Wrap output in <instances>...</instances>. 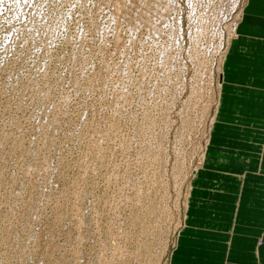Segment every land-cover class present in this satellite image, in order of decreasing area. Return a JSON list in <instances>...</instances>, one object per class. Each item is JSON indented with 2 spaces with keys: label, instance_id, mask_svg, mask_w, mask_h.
I'll return each mask as SVG.
<instances>
[{
  "label": "rangeland",
  "instance_id": "374dc122",
  "mask_svg": "<svg viewBox=\"0 0 264 264\" xmlns=\"http://www.w3.org/2000/svg\"><path fill=\"white\" fill-rule=\"evenodd\" d=\"M149 1L0 0V264H170L246 0Z\"/></svg>",
  "mask_w": 264,
  "mask_h": 264
},
{
  "label": "crops",
  "instance_id": "0c3cea01",
  "mask_svg": "<svg viewBox=\"0 0 264 264\" xmlns=\"http://www.w3.org/2000/svg\"><path fill=\"white\" fill-rule=\"evenodd\" d=\"M245 3L170 264H264V0Z\"/></svg>",
  "mask_w": 264,
  "mask_h": 264
},
{
  "label": "bare ground",
  "instance_id": "6f19581e",
  "mask_svg": "<svg viewBox=\"0 0 264 264\" xmlns=\"http://www.w3.org/2000/svg\"><path fill=\"white\" fill-rule=\"evenodd\" d=\"M123 1H124V0H123ZM126 1H127V0H126ZM148 2H149V3H152L153 5H156L157 8L159 7V5H158L159 3H158V2H157V3H158V4H157V3L153 2V1H149V0H147V3H148ZM115 3H116V2H115ZM127 4H128V2H127ZM141 4H142V3H141ZM114 5H115V4H114ZM114 5H113V6H114ZM116 5H117V4H116ZM116 5H115L114 7H116ZM145 5H146V4H145ZM153 5L151 6L152 10H151V8H150V10H148V11H149L148 13H150V11H151V13H153L154 11H156V10L153 11V9H154V8H153ZM165 6H166V5H165ZM165 6H163L162 9L165 8ZM118 7H120V6H117L116 8L119 9ZM133 7H134V6H133ZM139 8H140V7H139ZM144 8H145V7H144ZM140 9H141V8H140ZM140 9H139V10H140ZM166 9H167V6H166L165 10H166ZM142 10H143V9H142ZM115 11H117V10L115 9ZM120 11H121V10H120ZM137 11H138V10H137ZM137 11H136V12H137ZM163 12H164V11H163ZM159 13H160V12H159ZM166 13H167V12H166ZM115 14H116V12H115ZM143 14H145V13H143ZM167 14H168V13H167ZM134 15H135V14H134ZM134 15H133V16H134ZM141 15H142V13H141ZM146 15H147V14H146ZM148 15H149V14H148ZM148 15H147V16H148ZM135 16H136V15H135ZM137 16H138V15H137ZM157 16H159V15H157ZM160 16H161V15H160ZM139 17H140V16H139ZM142 17H143V16H142ZM148 17H149V16H148ZM153 17H154V16H153ZM161 17L163 18V16H161ZM161 17H160V18H161ZM116 18H117V17H116ZM118 18H119V17H118ZM140 18H141V17H140ZM140 18H139V19H140ZM144 18H145V17H144ZM144 18H141V19L143 20ZM151 18H152V17H151ZM155 18H156V17H155ZM146 20H148V18H147ZM146 20L144 19L143 21H144L145 23H147ZM158 20H159V19H158ZM155 21H157V20H155ZM134 22H135V20H134ZM137 22H138V21H137ZM144 22H143V23H144ZM141 23H142V21H141ZM148 23H149V21H148ZM150 23H151V22H150ZM150 23H149V24H150ZM50 24H51V23H50ZM116 24H117V23H116ZM146 25H147V24H146ZM152 25H153V23H152ZM153 26H155V25H153ZM236 26H237V25H235V27H234L233 29H235ZM147 27H149V26L147 25ZM150 28H152V27H151V24H150ZM153 28H154V27H153ZM155 28H156V27H155ZM147 29H148V28H147ZM148 30H149V29H148ZM151 31H152V30H151ZM118 32H119V31H118ZM154 33H155V32H154ZM174 34H175V33H174ZM150 37H151V36H150ZM156 38H158V37L156 36ZM164 49H165V48H164ZM89 51H90V50H89ZM114 51H115V50H114ZM224 59H225V58H224ZM134 67H135V66H134ZM141 76H142V75H141ZM141 76H140V77H141ZM219 80H220V79H219ZM219 83H220V82H219ZM217 85H220V84H217ZM108 87H109V86H108ZM113 87H114V86H113ZM220 89H221V87H220ZM120 90H121V89H120ZM123 93H124V92H123ZM119 98H120V97H119ZM140 98H141V97H140ZM140 98H139V99H140ZM68 100H69V99H68ZM150 107H151V106H150ZM200 122H201V121H200ZM214 122H215V121H214ZM214 122H213V123H214ZM218 123H219V122H218ZM212 127H213V125H212ZM180 129H181V128H180ZM211 130H212V128H211ZM211 133H212V131H211ZM47 134H48V133H47ZM175 134H176V133H175ZM90 136H91V135H90ZM158 137H159V136H158ZM120 138H121V137H120ZM18 140H19V139H18ZM93 141H94V139H93ZM101 141H102V140H101ZM166 141H167V140H166ZM40 144H41V143H40ZM51 144H52V143H51ZM97 144H98V143H97ZM207 144H208V143H207ZM86 146H87V145H86ZM37 148H38V147H37ZM155 151H156V150H155ZM39 152H40V151H39ZM156 152H158V151H156ZM161 154H162V153H161ZM205 155H206V153H205ZM205 155H204V158H203L204 160H205ZM162 156H163V155H162ZM34 159H35V158H34ZM102 159H103V158H102ZM162 160H163V159H162ZM99 161H100V160H99ZM101 161H102V160H101ZM164 162H166V161H164ZM199 163H200V162H199ZM203 163H204V162H203ZM115 167H116V166H115ZM202 168H203V164L200 165L199 167H197V171L195 172L196 174H195V176H193V178L191 179L190 186L188 187L189 189H188L187 194H186V196H185V197H186V198H185V202H186V205H185V206H186V208H185V213L187 212V209H188V207H189V203H190V202L188 201V199H189V196L191 195V192H192V190H193V188H192L193 181H194L195 177L197 176L198 172L200 171V169L202 170ZM206 168H207V167H206ZM57 171H58V170H57ZM35 174H36V173H35ZM57 177H58V176H57ZM115 177H116V175H115ZM178 177H179V176H178ZM10 179H11V178H10ZM41 179H42V178H41ZM109 179H110V178H109ZM114 179H115V178H114ZM8 180H9V179H8ZM8 180H7V181H8ZM181 180H182V179H181ZM181 180H179V182H180ZM127 181H128V180H127ZM16 182H17V181H16ZM76 185H77V184H76ZM44 186H45V185H44ZM33 187H34V186H33ZM75 187H76V186H75ZM35 188H36V187H35ZM83 188H84V187H83ZM134 188H135V187H134ZM76 189H77V188H76ZM12 190H13V189H12ZM84 190H85V189H84ZM65 191H66V190H65ZM76 191H78V190H76ZM74 192H75V191H74ZM63 193H64V192H63ZM1 194H2V193H1ZM74 194H75V193H74ZM76 194H77V193H76ZM80 194H81V193H80ZM82 195H83V194H82ZM7 196H9V195H7ZM73 196H74V195H73ZM79 196H81V195H79ZM130 196H131V195H130ZM83 197H84V196H81V198H83ZM76 198H77V196H76ZM78 198L80 199V197H78ZM78 198H77V199H78ZM133 198H134V197H133ZM119 199H120V198H119ZM81 201H82V200H81ZM152 202H154V200H153ZM152 202H151V204H152ZM7 203H8V202H7ZM38 203H39V202H38ZM110 203H111V202H110ZM175 203H176V202H175ZM91 204H92V203H91ZM154 204H155V203H154ZM154 204H152V206H153ZM158 205H159V204H158ZM162 205H163V204H162ZM28 206H29V205H28ZM150 206H151V205H150ZM163 206H164V205H163ZM176 206H177V205H176ZM157 207H158V206H157ZM165 208H166V207H165ZM156 209H157V208H156ZM160 209H161V208H160ZM12 210H13V209H12ZM28 210H29V209H28ZM158 210H159V209H158ZM33 211H34V210H33ZM151 211H152V210H151ZM154 211H155V210H154ZM154 211L151 212V214H152L153 216H155V215L157 214V213H156L157 211H155V212H154ZM8 212H9V211H8ZM78 212H79V211H78ZM144 212H145V211H144ZM148 213H149V212H148ZM148 213L146 212V214H148ZM153 213H154V214H153ZM75 214H76V213H75ZM138 214H139V213H138ZM138 214H137V215H138ZM143 214H144V213H143ZM151 214H150V216H151ZM159 214H161V213H159ZM163 214H164V213H163ZM5 215H6V214H5ZM76 215H77V214H76ZM166 215H167V214H166ZM168 215H169V214H168ZM138 216H139V215H138ZM153 216L150 217V221L153 220V219H152ZM156 216H157V215H156ZM161 216L163 217V215H161ZM11 217H12V216H11ZM29 217H30V216H29ZM158 217H159V216H158ZM164 217H165V216H164ZM167 217H168V216H167ZM167 217H166V218H167ZM134 218H135V217H134ZM141 218H142V217H141ZM28 219H29V218H28ZM77 219H78V218H77ZM137 219H138V218H137ZM144 219H145V218H144ZM157 219H158V218H157ZM160 219H161V218H160ZM163 219H164V218H162V220H163ZM4 220H5V219H4ZM78 220H79V219H78ZM145 220H146V219H145ZM158 220H159V219H158ZM165 220H166V219H165ZM165 220H163V221H165ZM168 220H170V216H169V218H167V221H168ZM24 221H25V220H24ZM80 221H81V220H80ZM80 221H78V223H79ZM121 221H122V220H121ZM142 221H143V220H142ZM155 221H156V219H155ZM167 221H165V222H167ZM95 222H96V221H95ZM137 222H138V221H137ZM137 222H136V223H137ZM139 222H140V221H139ZM139 222H138V223H139ZM165 222H164V223H165ZM184 222H186V216H185V221H184ZM29 223H30V222H29ZM121 223H122V222H121ZM136 223H135V224H136ZM149 223H150V222H149ZM151 223H152V221H151ZM140 224H141V223H140ZM152 224H154V223H152ZM79 225H80V224H79ZM84 225H85V224H84ZM117 225H118V224H117ZM28 226H29V225H28ZM135 226H136V225H135ZM138 226H139V225H138ZM149 226H150V225H149ZM152 226H153V225H152ZM152 226H151V228H152ZM185 226H186V223H184V226H183V227H185ZM70 227H71V226H70ZM112 227H113V226H112ZM146 227H147V226H146ZM166 227H167V225H166ZM166 227H165V228H166ZM134 228H135V227H134ZM148 228H149V227H148ZM6 229H7V228H6ZM136 229H137V228H136ZM1 230H2V229H1ZM73 230H74V229H73ZM78 230H79V229H78ZM85 230H86V229H85ZM117 230H118V229H117ZM117 230H116V231H117ZM144 230H145V229H144ZM147 230H148V229H147ZM149 230H150V229H149ZM164 230H165V229H164ZM118 231H120V230H118ZM118 231H117V232H118ZM140 231H142V229H141ZM145 231H146V230H145ZM151 231H152V229H151ZM160 231H161V230H160ZM160 231H159V232H160ZM162 231H163V230H162ZM16 232H17V231H16ZM84 232H85V231H84ZM149 232H150V231H149ZM165 232H166V231H165ZM165 232H164V233H165ZM169 232H170V231H169ZM2 233H3V232H2ZM21 233H22V232H21ZM111 233H112V232H111ZM113 233H116V232H113ZM118 233H119V232H118ZM132 233H133V232H132ZM141 233H142V232H141ZM145 233L149 234L148 231L145 232ZM150 233H151V232H150ZM161 233L164 235L163 232H161ZM116 234H117V233H116ZM165 234H166V233H165ZM181 234H182V232H180L179 236H181ZM124 235H125V234H124ZM117 236H119V238H120V237L122 238V232L119 233V235H117ZM146 236H147V235H146ZM115 237H116V236H115ZM156 237H157V235H156ZM162 237H163V236H162ZM119 238H118V239H119ZM157 238H158V237H157ZM159 238H160V236H159ZM154 239H155V238H154ZM161 239H162V238H161ZM179 239H180V238H179ZM179 239H178V240H179ZM158 240H159V239H158ZM160 241H161V240H160ZM160 241H158V244L161 243ZM162 242H163V240H162ZM122 243H123V242H122ZM156 243H157V242L155 241L154 244H156ZM103 244H104V243H103ZM133 244H135V243H133ZM136 244H138V243H136ZM136 244H135V245H136ZM113 245H114V244H113ZM118 245H119V244H118ZM139 245H141V243H140ZM156 245H157V244H156ZM160 245H162V243H161ZM114 246H115V245H114ZM154 246H155V245H154ZM137 247H142V246H137ZM157 247H158V245L156 246V248H157ZM36 248H37V247H36ZM120 248H121V246H120ZM142 248H143V247H142ZM144 248H145V247H144ZM144 248H143V249H144ZM158 248H159V247H158ZM158 248H157V249H158ZM28 249H29V248H28ZM140 249H141V248H140ZM141 250H142V249H141ZM159 250H160V249H159ZM123 251H124V250H123ZM134 251H135V250H134ZM137 251H139V249H138ZM80 252H81V251H80ZM126 252H127V251H126ZM154 252H156V250H153V251H152L153 254H154ZM158 252L160 253V251H158ZM158 252H157V253H158ZM31 253H32V252H31ZM123 253L125 254V252H123ZM123 253H122V255H123ZM138 253L140 254V252H138ZM152 253H151V258H154V256H153ZM159 253H158V254H159ZM77 254H78V253H77ZM100 254H101V253H100ZM120 254H121V252H120L119 248L117 247V249H115V250L113 251V258L116 257V256H119ZM158 254L155 253V255H158ZM161 254H162V252H161ZM45 255H46V254H45ZM135 255H136V253H135ZM146 255H147V254H146ZM105 256H106V255H105ZM129 256H130V254H129ZM152 256H153V257H152ZM70 257H71V256H70ZM79 257H80V256H79ZM120 257H121V255H120ZM124 257H125V256H124ZM136 257H137V255H136ZM171 257H172V256H170V259H171ZM102 258H103V256H102ZM110 258H111V257H110ZM121 258H122V257H121ZM156 258H158V257L155 256V260H157ZM79 259H80V258H79ZM79 259H78V260H79ZM117 259H118V257H117ZM122 259H123V258H122ZM135 259H136V258H135ZM49 260H50V259H49ZM119 260H120V258H119ZM98 261H99V260H98ZM79 262H80V261H79ZM151 262H154V260H151ZM155 262H156V264H158L157 261H155ZM155 262H154V264H155ZM101 263H102V262H101ZM138 263H139V262H138ZM102 264H103V263H102ZM117 264H118V263H117ZM151 264H153V263H151Z\"/></svg>",
  "mask_w": 264,
  "mask_h": 264
},
{
  "label": "built area",
  "instance_id": "2783aa9c",
  "mask_svg": "<svg viewBox=\"0 0 264 264\" xmlns=\"http://www.w3.org/2000/svg\"><path fill=\"white\" fill-rule=\"evenodd\" d=\"M12 34V33H11ZM10 34V36L9 37H5L4 38V40L2 41V43H3V45H1L0 47H6V42H8L9 41V39L12 37V35Z\"/></svg>",
  "mask_w": 264,
  "mask_h": 264
}]
</instances>
